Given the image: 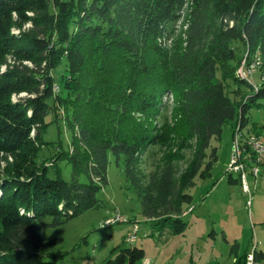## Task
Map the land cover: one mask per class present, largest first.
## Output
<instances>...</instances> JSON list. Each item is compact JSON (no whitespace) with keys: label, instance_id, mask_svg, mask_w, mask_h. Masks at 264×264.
<instances>
[{"label":"trees","instance_id":"1","mask_svg":"<svg viewBox=\"0 0 264 264\" xmlns=\"http://www.w3.org/2000/svg\"><path fill=\"white\" fill-rule=\"evenodd\" d=\"M181 10L184 29L164 49ZM257 53L262 80L253 89L235 71ZM169 95L170 121L159 122ZM253 109L264 114V0H0V264H64V253L45 252L51 242L39 231L101 206L111 156L123 162L144 220L181 234L187 190L217 160L215 148L206 154L210 140L229 121L232 136L243 132ZM52 122L57 152L40 160ZM61 123L71 131L67 150ZM153 147L160 164L146 176L141 158ZM112 253L104 264L145 258L137 247ZM253 259L264 264V253L253 250Z\"/></svg>","mask_w":264,"mask_h":264},{"label":"rangeland","instance_id":"2","mask_svg":"<svg viewBox=\"0 0 264 264\" xmlns=\"http://www.w3.org/2000/svg\"><path fill=\"white\" fill-rule=\"evenodd\" d=\"M184 13L181 10L178 27L175 25L172 34L166 37L164 49H170L175 36L179 34L178 30L184 29L182 19ZM241 51L238 45V55L242 54ZM240 66L241 63L238 68ZM260 74L255 71L253 76L251 75V88L257 89L262 80ZM226 84L227 93L238 101L239 96L234 92L238 87L230 81ZM239 90L244 94L250 88L242 85ZM163 102L166 107L159 122L164 120L169 122L173 107L172 97L165 96ZM248 116L250 118L248 125L237 137H235L237 127L232 136L235 121H229L223 126L220 140L216 138L210 140L206 154L209 156L211 149L215 148L217 160L213 163L210 174L203 179L195 178L194 185L187 190L192 202L182 210L184 214L181 220L187 223V228L181 234L172 233L168 226L162 229L160 225H152L144 220L141 216L140 202L125 179L123 162L116 164L111 156L106 172L107 185L97 195L101 200V206L85 211L58 226H45L41 229L39 234L42 239L51 242L45 252L64 253V264H104L108 257L116 254L112 252L118 246L143 249L145 258L151 260L152 264H232V260L235 264L237 258L252 253L253 250L264 253V164L258 166L256 178L247 170L245 192L242 191L243 182L238 180V175L226 173L227 165L231 163L232 137L235 138V145L243 148V152H248V149L250 152V146L244 143L249 142L248 139L255 133L264 141V114L258 109H253ZM50 118L47 117L46 120L50 121ZM70 137L71 131L62 126L59 139L64 150L68 148ZM43 140L50 144L43 146L39 153L40 160L57 152L55 146L58 144H53L58 140L54 122L47 127ZM242 156L241 162L245 160L248 162V155ZM189 157L190 152H186V159ZM160 159L159 148L148 149L141 158L140 168L143 174L149 176L154 172L160 164ZM59 166L62 179L69 181L70 165L62 161L59 162ZM230 178L238 182L230 183ZM190 209L192 211L188 212ZM118 214L126 222L104 227L107 219ZM45 222L50 223V219H46ZM129 222L137 223L139 227L136 242L133 244L125 242L131 230ZM23 249L36 252L26 244L23 245Z\"/></svg>","mask_w":264,"mask_h":264},{"label":"built area","instance_id":"3","mask_svg":"<svg viewBox=\"0 0 264 264\" xmlns=\"http://www.w3.org/2000/svg\"><path fill=\"white\" fill-rule=\"evenodd\" d=\"M260 67H258V63H255L252 71H258ZM241 72L242 76L246 77V83L248 85L251 84V72H244L241 61ZM237 129V128H236ZM233 139L232 151H231V163H228L226 168V173L228 174H237L238 180H242L243 182V192L247 191V170L249 173L256 178L258 176V166L264 164V141H262L259 137L252 135L251 140L249 142H245V145H250V152H243V148H238L235 145V138ZM241 155H248V162H241ZM190 209L188 212H191ZM117 218H123L119 214L114 218L107 219L104 222V227H109L111 225L117 224ZM128 222V221H127ZM130 233L127 234L125 242L127 244H133L136 242L139 227L137 223H131ZM151 260L144 258L140 264H151ZM245 264H256L253 259V251L246 255Z\"/></svg>","mask_w":264,"mask_h":264},{"label":"bare ground","instance_id":"4","mask_svg":"<svg viewBox=\"0 0 264 264\" xmlns=\"http://www.w3.org/2000/svg\"><path fill=\"white\" fill-rule=\"evenodd\" d=\"M258 63V67H260V64H261V62H260V56H259V54L257 53L254 57H252L250 60H248V61H245V59L243 60V62H242V67H243V71L244 72H251V75L253 74V73H255V71H252L253 70V66H255V63ZM257 72V71H256ZM235 76L238 78V79H240V80H242V81H246V77H244V76H242V72H241V66L239 67V68H237V70L235 71ZM253 76V75H252ZM57 90V89H56ZM241 134V132H240V129H239V127H237V129H236V136L235 137H237L238 135H240ZM241 137V136H240ZM240 137H239V139H240ZM252 138V137H251ZM251 138H249L248 140H251ZM246 140V139H245ZM243 141V140H242ZM240 143H241V140H240ZM245 144V143H244ZM238 146V145H237ZM242 146V145H241ZM240 146V147H241ZM250 146V145H249ZM239 147V146H238ZM247 148V147H246ZM245 148V149H246ZM249 148V147H248ZM247 148V149H248ZM248 152H249V149H248ZM241 157H243L242 155H241ZM248 159V158H247ZM231 162V161H230ZM245 162H246V160H245ZM241 181V180H240ZM183 216V215H182ZM124 222H126V220H124L123 218H117V224H119V223H124Z\"/></svg>","mask_w":264,"mask_h":264},{"label":"crops","instance_id":"5","mask_svg":"<svg viewBox=\"0 0 264 264\" xmlns=\"http://www.w3.org/2000/svg\"><path fill=\"white\" fill-rule=\"evenodd\" d=\"M234 263V260H232V264ZM152 264V263H151Z\"/></svg>","mask_w":264,"mask_h":264},{"label":"clouds","instance_id":"6","mask_svg":"<svg viewBox=\"0 0 264 264\" xmlns=\"http://www.w3.org/2000/svg\"><path fill=\"white\" fill-rule=\"evenodd\" d=\"M130 223V225H131V223H133V222H129Z\"/></svg>","mask_w":264,"mask_h":264}]
</instances>
